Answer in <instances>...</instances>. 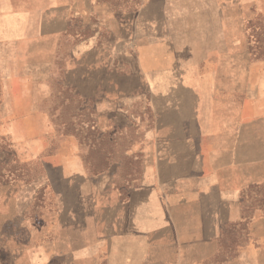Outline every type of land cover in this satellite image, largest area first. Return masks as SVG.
<instances>
[{
    "label": "crops",
    "instance_id": "1",
    "mask_svg": "<svg viewBox=\"0 0 264 264\" xmlns=\"http://www.w3.org/2000/svg\"><path fill=\"white\" fill-rule=\"evenodd\" d=\"M171 6L0 0V30L66 52L62 84L90 108L54 146L37 141L27 157L37 171L14 177L28 237L9 264H257L220 245L250 220L244 195L264 181V60L246 67L235 45L213 58L191 25L182 55Z\"/></svg>",
    "mask_w": 264,
    "mask_h": 264
},
{
    "label": "rangeland",
    "instance_id": "2",
    "mask_svg": "<svg viewBox=\"0 0 264 264\" xmlns=\"http://www.w3.org/2000/svg\"><path fill=\"white\" fill-rule=\"evenodd\" d=\"M244 2L172 0L171 13L176 17L178 52L185 55L186 36L188 39L192 26L193 33L198 30L199 37L203 36L202 48L208 54L212 53L213 58L217 50L224 48L227 52V47L235 45L239 48L241 62L248 67V56H255L254 47L259 44L264 48V0H260V5L254 1L250 5ZM116 6L119 9L128 8L121 3ZM252 31L253 36L250 34ZM33 38L17 35L11 39L7 30H0V258L5 257L3 264H9V256L15 249L21 253L26 248L24 241L28 232L23 226L24 219L15 211L16 201L19 200L16 197L24 187L14 177H24L37 171L27 162L28 151L34 152L32 149L40 145L35 144L40 140L54 146L58 129L72 133L79 126L87 125L84 120L88 118V111L85 109H90L87 102L83 103L62 84L60 67L66 62L68 54L53 56L49 54L47 40ZM74 40L70 38L67 44H73ZM254 60H264V55ZM51 61L59 66L46 70L45 66ZM45 77H51L49 94L39 85ZM51 128H54V135ZM244 197V204L248 206L245 211L250 212L251 218L239 228L225 231L220 252L231 255L241 245L245 252L257 257V264H264V181L251 184ZM48 198L46 196L42 203L45 208L50 203ZM252 219H257L256 225H253Z\"/></svg>",
    "mask_w": 264,
    "mask_h": 264
},
{
    "label": "trees",
    "instance_id": "3",
    "mask_svg": "<svg viewBox=\"0 0 264 264\" xmlns=\"http://www.w3.org/2000/svg\"><path fill=\"white\" fill-rule=\"evenodd\" d=\"M253 33H250L252 36L254 34V31H252ZM253 54L255 55L254 57H252L253 59L254 58H259L261 56L264 55V48H261L259 44H257L255 47H254V50H253ZM84 114V113H83ZM88 114V118L86 120H84V122H89V113L87 112ZM86 135L85 136H89L90 133H89V130H87V132H85ZM229 229V228H228ZM227 231V230H226ZM225 235V234H224Z\"/></svg>",
    "mask_w": 264,
    "mask_h": 264
}]
</instances>
